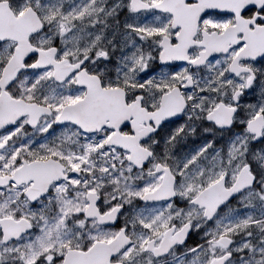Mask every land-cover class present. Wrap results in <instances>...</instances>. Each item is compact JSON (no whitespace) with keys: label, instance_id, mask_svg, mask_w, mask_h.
I'll return each instance as SVG.
<instances>
[{"label":"snow or ice","instance_id":"obj_1","mask_svg":"<svg viewBox=\"0 0 264 264\" xmlns=\"http://www.w3.org/2000/svg\"><path fill=\"white\" fill-rule=\"evenodd\" d=\"M0 264H264V0H0Z\"/></svg>","mask_w":264,"mask_h":264},{"label":"flooded vegetation","instance_id":"obj_2","mask_svg":"<svg viewBox=\"0 0 264 264\" xmlns=\"http://www.w3.org/2000/svg\"><path fill=\"white\" fill-rule=\"evenodd\" d=\"M223 142V141H222Z\"/></svg>","mask_w":264,"mask_h":264}]
</instances>
